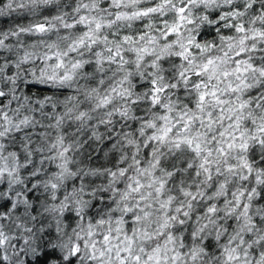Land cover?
<instances>
[{"label":"snow or ice","instance_id":"obj_1","mask_svg":"<svg viewBox=\"0 0 264 264\" xmlns=\"http://www.w3.org/2000/svg\"><path fill=\"white\" fill-rule=\"evenodd\" d=\"M13 14L0 264H264V0H0Z\"/></svg>","mask_w":264,"mask_h":264},{"label":"trees","instance_id":"obj_2","mask_svg":"<svg viewBox=\"0 0 264 264\" xmlns=\"http://www.w3.org/2000/svg\"><path fill=\"white\" fill-rule=\"evenodd\" d=\"M27 19H28L27 17H18L16 16V14H13L11 16H6V17H0V27H7L14 20L19 23H26ZM37 87L40 88L41 91L43 92L48 91V89L44 88L43 86H37ZM33 91H35V89Z\"/></svg>","mask_w":264,"mask_h":264}]
</instances>
